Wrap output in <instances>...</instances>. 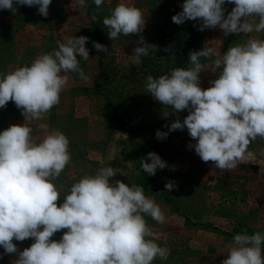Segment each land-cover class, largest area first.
<instances>
[{
	"label": "clouds",
	"instance_id": "1",
	"mask_svg": "<svg viewBox=\"0 0 264 264\" xmlns=\"http://www.w3.org/2000/svg\"><path fill=\"white\" fill-rule=\"evenodd\" d=\"M104 2L92 0L97 9ZM51 3L0 0V10L15 13L14 4L38 6V14L47 17ZM78 3L87 6L86 0ZM226 3L234 7L225 16ZM96 19L94 13L92 20ZM171 19L177 25L200 20L198 30L219 27L225 36L264 33V0H184L182 11ZM145 24L142 10L125 3L117 4L103 19L112 41L121 35L142 33ZM88 40L87 36L66 37L30 65L0 73V108L13 102L25 118L23 125L0 131V247L5 254L18 253L11 264H153L156 259L167 261L170 255V249L157 243L159 234L145 219L147 216L163 224L165 213L145 195L142 186L112 182L117 171L105 166L95 175H83L62 194L55 181L72 162L69 139L47 123L38 124L43 138L37 142L33 137L31 122L44 121L59 104L68 84L67 74L89 79L80 65L81 59L89 60ZM138 44L131 55L133 63L157 51V46L147 43L142 35ZM93 47L108 54L105 45L93 41ZM165 51L171 52V47ZM202 58L212 60L213 72L222 67L207 89L200 86V73L207 70ZM188 64L158 77L148 75L145 80L146 93L161 105L175 113L188 111L182 122L177 119L171 123L169 132L186 127L196 141L188 147L218 169L229 171L252 160L249 145L258 137L264 139V38L253 36L222 55L211 47L192 51ZM163 115L167 117L169 112ZM167 135L156 132L158 140ZM140 165L150 176L167 167L155 152L141 158ZM174 186L171 181L165 184L169 192ZM61 196L63 202L58 203ZM65 229L59 240L52 239ZM30 238L34 242L22 251L13 242ZM262 252L264 234H237L221 264H264Z\"/></svg>",
	"mask_w": 264,
	"mask_h": 264
},
{
	"label": "rangeland",
	"instance_id": "2",
	"mask_svg": "<svg viewBox=\"0 0 264 264\" xmlns=\"http://www.w3.org/2000/svg\"><path fill=\"white\" fill-rule=\"evenodd\" d=\"M183 2L105 0L97 9L102 39L94 35L87 17V6H81L78 0H52L47 17L38 14V6L14 4L15 13L0 10V73L30 65L38 55L56 49L57 41L62 42L66 37H89L85 45L89 60L77 56L89 79L84 81L78 74L68 73V84L60 94L59 104L44 121L30 124L37 142L43 138L39 123H47L50 129L60 130L69 139L72 162L55 181L57 187L64 194L83 175H95L105 166L117 171L112 182L121 180L131 186L140 183L144 176L150 177L154 188L144 190V193L160 205L166 220L158 224L150 217L145 219L159 234L157 243L170 249L167 261L156 259L153 264H221L227 258L233 232L245 229L264 234V139L258 137L249 145V150L254 153L252 160L224 171L212 162H203L194 148L188 147L196 141L186 127L168 143L162 144V140L156 138L157 130L164 132L168 123L177 119L182 122L188 115L187 110L175 113L164 107L145 91L148 75L158 77L177 67L176 59L185 48L189 28L186 25L188 20L177 25L171 18L182 11ZM119 3L141 9L146 24L142 33L128 37L121 35L112 41L103 19ZM224 7L226 16L234 4L226 3ZM201 24L200 20H191L192 27L202 36L203 48H214L221 55L229 47L245 43L253 36L264 38V33L225 36L219 27L200 31ZM141 35L147 43L156 45L157 51L141 57L140 63L136 64L131 55L140 46ZM93 41L107 46L108 54L96 50ZM169 47L171 52L165 51ZM201 62L207 70L200 73V86L207 89L210 82L218 78L222 67L213 72L212 60L202 58ZM188 63L189 57L183 68L189 67ZM3 109L15 125L25 123L24 116L13 102L0 108V116ZM164 111L169 112L167 117L163 115ZM120 117L139 119L150 130L149 138L162 146L155 153L167 167L157 169L154 176L143 171L140 161L147 158V153L144 155L146 147L136 133L119 128L117 119ZM14 124L0 125V131ZM147 162L150 163V159ZM169 181L175 185L171 192L165 188ZM62 202L63 196L58 203ZM64 231L67 230L57 232L52 239L59 240ZM13 242L22 251L34 240ZM17 255L5 254L0 247V264H11Z\"/></svg>",
	"mask_w": 264,
	"mask_h": 264
},
{
	"label": "trees",
	"instance_id": "3",
	"mask_svg": "<svg viewBox=\"0 0 264 264\" xmlns=\"http://www.w3.org/2000/svg\"><path fill=\"white\" fill-rule=\"evenodd\" d=\"M87 3V17L90 20L91 23V28L93 30L94 35L99 38L102 39L101 37V33L99 30V22H98V12H97V8L95 7V5L92 3V0H86ZM95 13L97 19L95 21L92 20V15ZM185 24V22H184ZM186 25H188V40L185 44V48L182 50V52L179 54V57L176 59V64L177 67H184L185 63L188 61V57H189V53L192 51H196L199 50L201 48H203L204 46V41L202 39V36L200 35V33L195 30V28L192 27L191 25V20H188V23H186ZM175 60V59H174ZM3 115L0 116V125H5L6 124H14L15 122L12 119L7 118L5 109H3ZM115 113L113 114V116L115 117ZM117 122H119V128L124 127L126 128V130L130 131V132H134L136 133V136L141 137L144 145H145V150H147L145 152L144 155H146V153L149 152H155L158 151L160 149V147H162L161 145H157L155 144V139L153 138H149V133L150 130L147 129L145 127V125L139 120V119H132V120H128L125 117H120L117 119ZM171 123H168L164 129V132H168L167 138L166 139H162V144L164 143H168L172 137L174 135H176L178 132L182 131V130H176V131H171L169 132V127H170ZM138 129V130H135ZM184 130V129H183ZM3 131V128H2ZM137 185L142 186L144 188V190L147 189H153L154 188V184L153 181L151 180L150 177L144 176L143 180L140 181V183H138ZM161 191V190H160ZM254 234L252 232H249L248 230H243V231H235L233 232L230 237L233 239V237L237 234Z\"/></svg>",
	"mask_w": 264,
	"mask_h": 264
}]
</instances>
